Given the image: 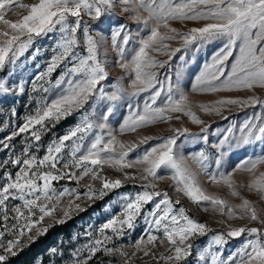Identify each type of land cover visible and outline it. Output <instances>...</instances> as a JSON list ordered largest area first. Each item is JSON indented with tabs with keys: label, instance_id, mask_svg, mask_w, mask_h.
Wrapping results in <instances>:
<instances>
[{
	"label": "snow or ice",
	"instance_id": "snow-or-ice-1",
	"mask_svg": "<svg viewBox=\"0 0 264 264\" xmlns=\"http://www.w3.org/2000/svg\"><path fill=\"white\" fill-rule=\"evenodd\" d=\"M117 8L120 13H129L128 19L136 26L135 34L129 25L121 22ZM9 13L18 18L8 19ZM112 18H116V26L107 32L116 53L114 63L128 77V87L124 86L123 77L115 81L109 78L111 61L104 39L106 30L101 25ZM189 21L195 23L186 30L172 26V22ZM48 34H56L54 55L36 80L50 87L41 84L38 88L34 83L33 91L55 90L54 98L38 101L34 114L28 115L24 124L5 138L11 141L27 133L35 143L29 142L21 155L10 160L17 168L14 175L6 171L0 177L4 181L0 184V219L4 221L0 230V264L17 254L14 249L22 248L23 238L35 242L47 234L49 227L66 223L73 211H84L77 202L82 197L87 201L103 198L113 189L122 188L124 181L137 179L143 181L142 190L120 196V212L97 229V238L76 249L73 256L87 255L75 259L73 264H88L101 250L106 254L118 253L124 264H132L139 253L155 264L187 261L193 255L190 241L213 230L192 218L180 199L173 200L167 191L158 190V182L166 179L192 203L206 205L202 211L211 210L227 221H246L241 226L229 225L226 232H216L211 242L199 250V261L264 264V207H257L240 191L246 189L264 201V153L241 161L232 171L211 172L208 162L212 156L208 152L192 154L189 163V157L178 144L182 137L185 141H209L211 125L197 115L195 108L206 114L221 115L223 119H227L223 112L233 106L264 109V97L256 94V89L264 90V0H35L31 4L0 0V72L14 66L36 38ZM171 41H179V47H172ZM212 42H219L220 46L196 75L192 92L250 95L218 96L208 102L194 103L181 86V70L176 72L174 83L170 75L163 80L159 78V70L167 71L177 53H181L178 59L185 61L190 51H199ZM161 56L165 58L160 59ZM57 69L61 72L53 83L51 77ZM12 91L23 93L25 89L23 84L13 89L0 78V95L6 98ZM121 102L128 112L114 130L111 118L116 116ZM74 113H80L75 126L52 140L42 156L38 155L42 136L50 130L49 126L55 127ZM173 113H182L201 125L200 132L174 127L168 136L139 134V130L158 123L180 119ZM126 133L138 135L132 141L119 138ZM225 133L218 143L211 145L216 150L217 169L233 148L264 144V112L249 116L239 126H230ZM151 141L156 143L150 144ZM0 143L4 148L11 147L7 142ZM141 145L149 146L130 158ZM105 168L123 173L124 180L103 175ZM126 169H135L136 173H128ZM237 172L246 173L247 180L238 181ZM201 174L213 185L226 186L230 195L240 202L232 203L207 191L201 184ZM85 178L88 182L82 184ZM65 179L75 181L77 187L58 190L54 186L53 182ZM80 187L85 189L83 193ZM150 204L152 207L148 208ZM10 219L13 222L9 224ZM46 219L53 225H45ZM141 219L147 235L131 245L134 249L131 254L123 247H108L114 238H122L135 229ZM253 222L259 227L249 226ZM6 233L12 238L5 240ZM242 237L236 251L224 256V246ZM165 244L163 252L154 251L158 245Z\"/></svg>",
	"mask_w": 264,
	"mask_h": 264
},
{
	"label": "rangeland",
	"instance_id": "rangeland-1",
	"mask_svg": "<svg viewBox=\"0 0 264 264\" xmlns=\"http://www.w3.org/2000/svg\"><path fill=\"white\" fill-rule=\"evenodd\" d=\"M23 3L31 4L35 2V0H22ZM16 11H21L16 9ZM117 13H120V9H116ZM129 13H120L121 22L129 25L133 34H135L136 26L133 24L131 20L128 19ZM8 19L15 21L18 17L9 13L7 16ZM195 22H172V26L176 27L179 30H186V28H190L194 25ZM116 26V18H112L110 20H105V22L101 25L102 29H105L104 39L107 41V53L109 60L111 63L108 65L109 70V78L111 81H115L117 78L123 77V84L125 87L129 85V79L125 75L124 71L114 63L116 59V53L113 51L111 47V38L107 32V29L114 28ZM163 30V29H162ZM143 35V33H141ZM56 41V34H48L47 36L36 38L32 47L28 49L24 53L22 57L19 58L17 63L14 66H8L5 68L3 72H0V78L6 80L8 85L13 89L16 88L18 84H23L25 91L23 93H19L18 91H12L5 95H0V141L7 142L11 145L9 148H4L3 144L0 143V177L4 175V173L12 172L13 175L17 170L14 167L10 160L14 159L17 155H21L23 148L28 145L29 142L35 143L31 140V137L27 133L20 134L13 138L11 141H5V138L9 136L12 132L16 131L19 126L23 125L25 122V118L28 115L34 114L38 101L41 100H50L54 98L55 90H50L49 93H44L42 90L33 91V84L39 88L41 84L44 87H50L48 84L44 83V81H37L36 77L46 71L48 62L52 55H54V47ZM82 42V38H81ZM172 47H179V41H171L169 42ZM220 46L219 42H212L209 45L201 48L199 51L189 52L185 56V61H181L178 57L181 53H177L176 57L170 62V65L165 69L159 70V78L161 80L164 79L166 75H170L173 77V83L175 82V74L178 70H181L183 73L181 86L183 90L189 95V98L194 103L200 102H208L210 100L216 99L218 96H247L251 93L248 92H234V93H219V94H200L196 92H192L191 85L195 81L196 75L199 74L203 65L208 62L211 58V55L218 49ZM39 50L37 53L36 50ZM83 52V47L80 49ZM103 51V49H101ZM165 57L161 56L160 59H164ZM61 69H57L56 72L52 74V81L55 82V79L59 76ZM106 90H111L110 88H106ZM256 94L264 97V90L256 89ZM146 95V94H144ZM134 102H137L134 100ZM142 106V105H141ZM90 110V109H89ZM197 115L203 119L206 123L210 124L211 127L208 132L209 141L205 143L202 140L198 141H185L182 137L181 141H178V144L181 145V151L186 157H189V163H192L190 157L192 154H195L201 150L208 152L212 159L209 163V171L211 172H229L236 168V166L243 160L246 159H254L256 156L264 153V144H255L247 147H241L239 149L233 148L231 152L227 156L224 157L222 166L217 169L214 163L216 150L211 147L212 144L218 143V141L225 135V130L232 125L241 124L245 119L249 116H252L256 113L264 112V109L260 107L256 108H244L240 109L238 107L233 106L230 110H226L223 112V116H226L227 119H223L221 115L216 114H206L200 111L198 108H195ZM128 109L124 106V102H121V105L118 106V111L115 117L111 118V124L114 130H117L119 127V122H122L124 117L127 115ZM173 116H179L180 119H173L167 122L158 123L157 125L150 126L148 128L139 130L140 135H157V136H168L172 134L170 132L171 128L174 127H187L193 133H199L201 125L194 124L191 119L187 116H184L182 113H173ZM80 119V113H74L73 115L67 117V119H62L59 123L56 124L55 127H50V130L43 134L42 141L40 142L42 147L40 148L38 155L42 156L44 154V148L54 139L62 136L67 131H69ZM119 135V133H117ZM138 133H126L119 138L125 141L135 140ZM156 141H151L150 144H154ZM149 145H141L140 148L136 150V152L130 154V158H135L136 155L142 153V151L147 148ZM35 150V149H34ZM5 161H9L5 163ZM196 168V165H193ZM264 170V169H262ZM128 173H136L135 169H126ZM103 175L111 179H121L124 180L123 173L118 172L114 169L105 168ZM170 174V173H166ZM247 174L242 172L236 173V179L238 181H246ZM201 184L206 188L209 192H214L219 194L220 196L228 199L232 203H239V199L232 197L229 193V190L226 186L213 185L208 182L207 176L204 174L200 175ZM3 180L0 179V184H3ZM88 178H85L81 183H87ZM54 186L59 190L62 187L75 188L77 187L75 181L69 180H61L59 182H53ZM96 187H100L99 181L95 182ZM143 181L139 179L132 181L127 180L124 181V186L119 189H113L103 198H97L93 201H87L83 197L81 201H77L81 203L82 207L85 209L84 211H73L71 214V218L67 220L68 224L65 228L55 234H51L49 239L47 240V248L35 256L32 260L27 262L26 264H73V261L77 258H83L87 255V253H83L80 257L73 256V253L76 249L82 248L85 244H88L90 240L95 239L99 236L97 229L113 214H118L120 212V196L124 193H135L137 191H141L140 185ZM158 190L167 191L173 200L180 199L181 205L188 209L189 214L192 218L206 223L209 228L213 231L209 232L204 236H196L190 241L193 244V255L188 258L187 261H184L183 264H205V262H201L198 260V252L206 247L210 242L212 236L216 232H226L228 230V226H241L246 223V221L241 220H232L227 221L226 217L221 216L218 213H214L211 210L205 212L202 211V207L206 206L204 204H194L187 197H185L182 193H178L172 187L171 180H162L158 182ZM85 189L80 187V192L83 193ZM242 195L252 199L257 207H264V201L258 199L257 194L249 193L246 189H240ZM158 199V198H157ZM66 202V200H65ZM18 201H11V204H16ZM148 208H151L152 205H148ZM179 207V205L177 206ZM12 215V214H10ZM61 214L58 212L57 216L59 217ZM11 219L9 220V224L12 223ZM4 221L0 219V230H3ZM45 225H53V222L49 219L44 221ZM64 224H54L53 226L64 225ZM53 226L49 227L51 229ZM249 226H257L258 224L255 222L251 223ZM145 224L143 220L137 221V226L135 229L131 230L127 235L122 238L115 239L108 244V247H123L125 250L131 254L134 249L131 247L135 243V241L144 236L146 237L147 233L145 231ZM35 233H33L34 235ZM111 234V233H109ZM45 235V234H44ZM41 235L40 237H42ZM39 237V238H40ZM7 233L5 234L4 239H11ZM38 238V239H39ZM37 239V240H38ZM242 238L232 239L229 241L227 245L222 249L224 256L229 255L236 251V249L240 246L242 242ZM35 240V242L37 241ZM27 240V238H23L21 241L22 248L14 249L17 254L22 253L25 249H27L31 244L35 243ZM165 245H158L154 251L163 252L165 250ZM215 251V246L213 248ZM16 254V255H17ZM24 255V254H22ZM13 256H9L10 259ZM88 264H124V258L119 256L118 253L115 254H106L103 250L98 252L92 259L88 262ZM132 264H155L154 261L150 260L148 257H143L142 253L138 254V257H134ZM210 264V261L208 262Z\"/></svg>",
	"mask_w": 264,
	"mask_h": 264
},
{
	"label": "trees",
	"instance_id": "trees-1",
	"mask_svg": "<svg viewBox=\"0 0 264 264\" xmlns=\"http://www.w3.org/2000/svg\"><path fill=\"white\" fill-rule=\"evenodd\" d=\"M67 225L68 224L53 226L51 229H49L47 234L40 237L35 243L31 244L27 249L22 251V253L17 254L11 257L10 259H8L7 261H5L4 264H26L27 262L32 260L35 256H37L39 253H41L44 250V248H47L48 245L46 246L47 244L46 242L51 234L53 235L63 230Z\"/></svg>",
	"mask_w": 264,
	"mask_h": 264
}]
</instances>
